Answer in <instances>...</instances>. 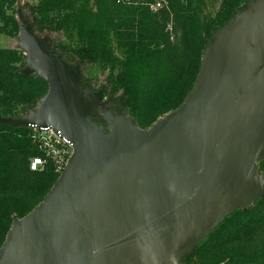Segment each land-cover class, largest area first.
Masks as SVG:
<instances>
[{
    "label": "water",
    "instance_id": "1",
    "mask_svg": "<svg viewBox=\"0 0 264 264\" xmlns=\"http://www.w3.org/2000/svg\"><path fill=\"white\" fill-rule=\"evenodd\" d=\"M26 74L48 86L37 112L0 119L51 128L73 154L42 201L13 217L0 264H177L226 216L264 194V0L212 38L191 91L139 129L108 111L107 136L88 117L103 95L81 91L80 71L50 54L25 23Z\"/></svg>",
    "mask_w": 264,
    "mask_h": 264
},
{
    "label": "trees",
    "instance_id": "2",
    "mask_svg": "<svg viewBox=\"0 0 264 264\" xmlns=\"http://www.w3.org/2000/svg\"><path fill=\"white\" fill-rule=\"evenodd\" d=\"M18 2L0 0V35L14 38L22 22L39 39L57 35L49 52L79 69L81 91L101 92L107 112L130 117L142 130L181 105L208 42L254 4L167 0L168 11L153 14L115 0H37L27 5L25 17ZM216 3L211 13L207 8ZM25 54L20 46L0 49V119L28 117L48 91L35 74H26ZM40 156L28 128L0 122V246L13 217L30 213L58 178L50 164L30 171V160ZM258 164L264 167V160ZM180 259L182 264H264V194L251 207L226 216Z\"/></svg>",
    "mask_w": 264,
    "mask_h": 264
},
{
    "label": "built area",
    "instance_id": "3",
    "mask_svg": "<svg viewBox=\"0 0 264 264\" xmlns=\"http://www.w3.org/2000/svg\"><path fill=\"white\" fill-rule=\"evenodd\" d=\"M115 3L119 6L142 7L153 14L168 11L167 0H115ZM28 129L31 131L33 144L41 153L40 157L30 160V171L41 172L50 164L59 177L73 154L71 144L51 128L37 129L31 126Z\"/></svg>",
    "mask_w": 264,
    "mask_h": 264
},
{
    "label": "rangeland",
    "instance_id": "4",
    "mask_svg": "<svg viewBox=\"0 0 264 264\" xmlns=\"http://www.w3.org/2000/svg\"><path fill=\"white\" fill-rule=\"evenodd\" d=\"M37 3V0H19L17 7L18 9H22L21 12L22 14L27 17L29 15V12L27 10V5L32 6ZM219 7V3L214 4V7H208L207 9L213 13L215 12ZM244 11V10H243ZM242 11V12H243ZM16 14H17V8H16ZM41 38L39 39L40 41L46 43L49 45V43L55 41L57 39V35L55 34H45L43 36H40ZM264 40V37L262 41ZM20 46V41H19V34L13 37H5L0 35V49H18ZM25 57H28L25 54ZM29 59V58H28ZM264 66V60L261 65V67ZM108 107L104 106L103 104L100 105L88 118L89 122L96 126L97 128L101 129L103 134L105 136L109 135L111 133V130L106 126L104 122V116L107 113ZM34 112H37V109L34 110ZM254 166L257 169V174L255 178L259 177L261 173H264V167H260L257 162H254ZM177 264H182V261L179 257V259L176 261Z\"/></svg>",
    "mask_w": 264,
    "mask_h": 264
}]
</instances>
